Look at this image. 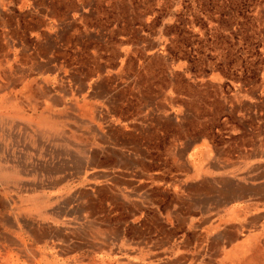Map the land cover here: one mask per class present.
Returning a JSON list of instances; mask_svg holds the SVG:
<instances>
[{
	"label": "crops",
	"instance_id": "1",
	"mask_svg": "<svg viewBox=\"0 0 264 264\" xmlns=\"http://www.w3.org/2000/svg\"><path fill=\"white\" fill-rule=\"evenodd\" d=\"M175 4L0 0V264H264V72L155 49Z\"/></svg>",
	"mask_w": 264,
	"mask_h": 264
},
{
	"label": "rangeland",
	"instance_id": "2",
	"mask_svg": "<svg viewBox=\"0 0 264 264\" xmlns=\"http://www.w3.org/2000/svg\"><path fill=\"white\" fill-rule=\"evenodd\" d=\"M177 1L178 4L166 12V38L161 36L163 41L155 49L179 53L183 67L187 58L197 57L198 68H203L204 59L218 50L214 46L223 44L225 61L232 67L239 65L245 78L255 79L260 69L264 72V0ZM166 5L169 7L168 2ZM145 29L151 37L158 36L154 34L155 28ZM169 35L172 38L168 39ZM148 45L151 46V42ZM31 252L34 254L33 250ZM35 260L46 264L40 256L33 262L30 260L31 263L17 262L9 257L5 264H35ZM78 263L81 262L76 258L71 264Z\"/></svg>",
	"mask_w": 264,
	"mask_h": 264
},
{
	"label": "bare ground",
	"instance_id": "3",
	"mask_svg": "<svg viewBox=\"0 0 264 264\" xmlns=\"http://www.w3.org/2000/svg\"><path fill=\"white\" fill-rule=\"evenodd\" d=\"M12 176H13V172L11 170L6 169L4 167V165L0 162V184H4ZM32 255L34 256V254H32ZM32 262H33V260H32ZM34 262H35V264H39L40 260H38V261L35 260ZM29 263H31V262H29Z\"/></svg>",
	"mask_w": 264,
	"mask_h": 264
}]
</instances>
